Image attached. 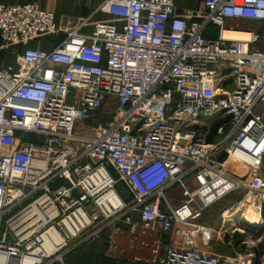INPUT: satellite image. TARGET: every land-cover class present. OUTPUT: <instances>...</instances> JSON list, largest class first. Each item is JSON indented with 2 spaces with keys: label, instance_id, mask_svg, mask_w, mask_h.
<instances>
[{
  "label": "built area",
  "instance_id": "obj_1",
  "mask_svg": "<svg viewBox=\"0 0 264 264\" xmlns=\"http://www.w3.org/2000/svg\"><path fill=\"white\" fill-rule=\"evenodd\" d=\"M177 12L175 0H104L105 18L60 21L37 2L0 3V52L15 56L0 67V264H67L101 238L114 250L139 222L169 236L147 262L224 264L208 246L264 224V49L252 48L264 30L224 35L228 19L264 25V0ZM235 193L218 230L199 222Z\"/></svg>",
  "mask_w": 264,
  "mask_h": 264
},
{
  "label": "crops",
  "instance_id": "obj_2",
  "mask_svg": "<svg viewBox=\"0 0 264 264\" xmlns=\"http://www.w3.org/2000/svg\"><path fill=\"white\" fill-rule=\"evenodd\" d=\"M103 1L104 0H0V3L9 4V5H18V4H26L30 2H37L41 6V8L54 11L58 20L75 21L79 18L93 17L97 7ZM175 2L178 7L177 15L189 21L197 20L195 16L190 15V12L201 9L202 0H175ZM100 18H105V17L103 15L97 14L96 16L93 17L92 20H97ZM240 22L256 23L250 20L228 19L225 23V28L232 29L234 31H225L224 35L226 32H240L241 33L243 31H246L245 29L239 28V24H241ZM218 34H219V28L214 25H210L205 32V36L211 39L217 38ZM42 40L43 41L46 40L44 41V43L49 44L47 48V45L45 46L44 43H42V47L43 48L45 47L44 50H51L53 47V45H51L52 43H49L46 37H44V39ZM0 44H1V40H0ZM257 45H258L257 48L264 49V42H261ZM10 58L13 59L12 62H14V55L12 57L8 54H5V52L4 53L0 52V67L7 65V63L10 62L9 60H11ZM121 190L124 191L123 188H121ZM134 220L139 222V216L137 215V217H135ZM157 237H160L165 242L169 241V236L163 235L158 230L157 231L148 230L146 232H143V229L140 226V222H139L135 235H131L127 233V231H124L117 237L116 244H115L116 250L114 249L115 251H114L113 258L120 259L121 264H153V263L147 262V260L152 259V250L154 247L155 239ZM230 238L229 236L225 235L224 237H220L217 242H222V243L230 242L229 241ZM178 241H180V238L177 239V242ZM231 244H232L231 245L232 248L233 249L235 248V251H237L238 244L240 243H238V241L236 242L232 241ZM235 255H236V252L235 254L233 252L231 256L227 254L221 255L220 253V256L225 259L224 264H230V261L233 260V257ZM73 257H70L66 263L69 264L68 262H70L71 264L72 263L71 260ZM113 263L114 262L111 261L110 264H113Z\"/></svg>",
  "mask_w": 264,
  "mask_h": 264
},
{
  "label": "rangeland",
  "instance_id": "obj_3",
  "mask_svg": "<svg viewBox=\"0 0 264 264\" xmlns=\"http://www.w3.org/2000/svg\"><path fill=\"white\" fill-rule=\"evenodd\" d=\"M239 24V28L241 29H245L246 31H262L264 30V25L262 23H242ZM241 37H247V36H241ZM240 38V37H239ZM258 45H252V48H257ZM45 48V47H44ZM48 48V47H47ZM9 51L10 56L13 57L12 52ZM11 59V58H10ZM15 59V56H14ZM9 63H12L13 59L9 60ZM109 117H105V119H108ZM212 121H208V125L212 124ZM213 126V124H212ZM211 126V127H212ZM213 129V127H212ZM263 173H264V167H263ZM180 195L181 193L179 192V188L175 189L174 191H169L167 192V197L169 199H171V201L173 202L174 205H177L178 200L180 199ZM176 196H178L179 199L176 200ZM241 198V195H239L238 193L235 194H230L229 196L221 199L220 201H218L217 203H215L214 205H212L211 207H209L207 210L204 211L202 217L199 219V222L201 224H205V225H210L212 227H214L216 230H218L220 228V224H221V219L219 218L221 213L228 207L234 205L236 202H238V200ZM235 221H239L241 218L239 216V213L237 214ZM238 219V220H237ZM256 223V222H255ZM238 224V223H237ZM254 224V228H251V230H249L248 232H246L245 234H240L239 232H236L234 234V237L230 238V234H226L227 236H229V241L232 243L238 241V252L241 253H261L262 249L264 250V224L260 223L259 225ZM231 225L227 224L226 225V229H228V231H231L230 229ZM235 239V241H234ZM259 239H261L259 241ZM105 241L103 240H96L93 241V243L89 244L88 246H86L85 249H89V256H91L92 258L89 259V257H85V260H81L80 263L78 264H110L111 261L114 262L113 264H121L120 263V259H115L113 258L114 256V251L116 250H111L108 247V244L106 245V243H104ZM230 242H212V244L210 246H208V248H210V250L215 253V254H219L221 253V255L223 254H227L229 256H231L235 251V248H232V244ZM242 242H244L245 244H241ZM218 243V244H217ZM86 250V252H87ZM69 263V262H68Z\"/></svg>",
  "mask_w": 264,
  "mask_h": 264
},
{
  "label": "trees",
  "instance_id": "obj_4",
  "mask_svg": "<svg viewBox=\"0 0 264 264\" xmlns=\"http://www.w3.org/2000/svg\"><path fill=\"white\" fill-rule=\"evenodd\" d=\"M44 41H46V40H44ZM44 41L42 40V43H44ZM44 45H45V46L47 45V47L49 46V44H46V43H44ZM51 45H53V44H51ZM51 45H50V46H51ZM49 48H51V47H49ZM2 53H4V52H2ZM10 53H11V52H10ZM5 54H9V51H8V52H5ZM12 55H13V54H12ZM216 127H217V125H215V126L213 127V129H212V135L209 137L208 141H212V140H213V135H214V133H215V131H216ZM250 227H251V226H250ZM251 228H254V226L251 227ZM99 240H103V241H105L104 243H106V245L108 244L106 238H101V239H99ZM91 243H93V241L83 244V245L80 246L78 249H76V250L73 251L71 254H69V255L67 256V258H66V262H67V260H68L70 257H73V256H74V257L72 258L71 262L74 263V264H78V263H80L81 260H85V259H84L85 257H89V259H91L92 257L89 256V251H88L89 249H88V250L85 249L86 246H88V245L91 244ZM86 250H87V252H86ZM261 253H264V250H263V249H262V252H261ZM72 263H71V264H72ZM69 264H70V262H69Z\"/></svg>",
  "mask_w": 264,
  "mask_h": 264
},
{
  "label": "bare ground",
  "instance_id": "obj_5",
  "mask_svg": "<svg viewBox=\"0 0 264 264\" xmlns=\"http://www.w3.org/2000/svg\"><path fill=\"white\" fill-rule=\"evenodd\" d=\"M241 36H247V33L245 32H226L225 37H231V38H239ZM247 217L250 218L251 222L255 223L257 221V216L254 214H247Z\"/></svg>",
  "mask_w": 264,
  "mask_h": 264
}]
</instances>
